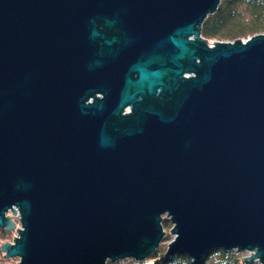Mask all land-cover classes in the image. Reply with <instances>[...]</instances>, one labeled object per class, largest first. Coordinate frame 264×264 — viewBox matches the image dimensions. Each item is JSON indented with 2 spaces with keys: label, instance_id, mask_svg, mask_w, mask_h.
I'll use <instances>...</instances> for the list:
<instances>
[{
  "label": "water",
  "instance_id": "1",
  "mask_svg": "<svg viewBox=\"0 0 264 264\" xmlns=\"http://www.w3.org/2000/svg\"><path fill=\"white\" fill-rule=\"evenodd\" d=\"M220 1L0 0L6 258L147 259L167 215L165 256L264 264V34L211 47Z\"/></svg>",
  "mask_w": 264,
  "mask_h": 264
},
{
  "label": "trees",
  "instance_id": "2",
  "mask_svg": "<svg viewBox=\"0 0 264 264\" xmlns=\"http://www.w3.org/2000/svg\"><path fill=\"white\" fill-rule=\"evenodd\" d=\"M218 8L202 23V37L207 41H239L264 31V0H222ZM167 220L162 221L165 228ZM169 227V226H167ZM14 232L0 228V262L7 261L1 250L2 244L11 241ZM243 251L216 249L193 260L186 254L165 256L159 248L147 259L137 260L135 264H261L259 261L246 262ZM110 264H120L119 260Z\"/></svg>",
  "mask_w": 264,
  "mask_h": 264
},
{
  "label": "rangeland",
  "instance_id": "3",
  "mask_svg": "<svg viewBox=\"0 0 264 264\" xmlns=\"http://www.w3.org/2000/svg\"><path fill=\"white\" fill-rule=\"evenodd\" d=\"M264 34V31L262 32ZM262 33H259V34H256L254 36H257V35H261ZM254 36H248L246 37L245 39H243V41H246ZM204 38V37H203ZM217 42H220L219 40H214V41H208V44H214V43H217ZM221 42H230V41H221ZM220 42V43H221ZM163 218L164 220H167L166 221V224L167 226L169 227H165L164 228V239L162 240L161 244H160V247L159 249L162 250V251H165L167 250V246H169V244L173 241V239L175 238V235L172 233V229H173V223L169 220V216L167 215H163ZM18 234L16 233V236ZM244 253H242V257L243 259H245L246 257H248V255L252 254V252H247V251H243ZM8 260L7 261H1L0 263L1 264H18L19 263V258H13V257H10V258H7ZM120 264H135V262L137 261V259H133V258H126L125 259H120ZM110 261H108L107 264H110L109 263Z\"/></svg>",
  "mask_w": 264,
  "mask_h": 264
},
{
  "label": "bare ground",
  "instance_id": "4",
  "mask_svg": "<svg viewBox=\"0 0 264 264\" xmlns=\"http://www.w3.org/2000/svg\"><path fill=\"white\" fill-rule=\"evenodd\" d=\"M19 209V208H18ZM14 210H15V207H14ZM12 212V210H9L8 211V213H6V216L7 217H11L12 218V215H13V213H11ZM12 220H14V222H15V224H16V228L15 229H13V230H11V231H13L14 232V237H13V239L11 240V241H8V242H10V243H13L14 242V239L18 236H16V233H17V229H19V228H21V223H20V221L18 222L17 220H15V219H13L12 218ZM1 229H4V228H2V227H0ZM6 230V229H5ZM18 234V233H17ZM7 243V242H6ZM2 246H3V244H2ZM1 250H2V247H1ZM20 260V259H19ZM110 261V260H109ZM107 263H108V261H107ZM106 263V264H107Z\"/></svg>",
  "mask_w": 264,
  "mask_h": 264
},
{
  "label": "built area",
  "instance_id": "5",
  "mask_svg": "<svg viewBox=\"0 0 264 264\" xmlns=\"http://www.w3.org/2000/svg\"><path fill=\"white\" fill-rule=\"evenodd\" d=\"M213 45L211 44V47H212ZM188 76V75H187ZM186 76V77H187ZM189 77V76H188ZM92 100H90L89 102H91ZM127 113H129V109L127 108L126 110H125V112H124V114H127ZM15 211H16V213H14L13 215H12V218L13 219H15V220H17L18 222L19 221H21V219H22V215H21V212H19L20 210L18 209V208H16L15 207Z\"/></svg>",
  "mask_w": 264,
  "mask_h": 264
}]
</instances>
